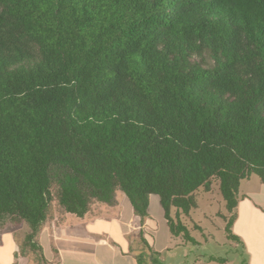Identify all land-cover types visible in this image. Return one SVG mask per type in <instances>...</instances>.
Listing matches in <instances>:
<instances>
[{
	"label": "trees",
	"instance_id": "16d2710c",
	"mask_svg": "<svg viewBox=\"0 0 264 264\" xmlns=\"http://www.w3.org/2000/svg\"><path fill=\"white\" fill-rule=\"evenodd\" d=\"M253 176L264 183V0H0V228L27 223L37 258L55 200L82 218L117 191L142 225L158 195L171 234L197 246L181 215L214 180L239 240ZM141 242L137 263L162 264Z\"/></svg>",
	"mask_w": 264,
	"mask_h": 264
},
{
	"label": "crops",
	"instance_id": "0c3cea01",
	"mask_svg": "<svg viewBox=\"0 0 264 264\" xmlns=\"http://www.w3.org/2000/svg\"><path fill=\"white\" fill-rule=\"evenodd\" d=\"M147 217L142 225L141 218L134 213L127 196L116 193V203L113 205L94 202L90 211L82 218L64 212L54 213L43 225L37 242L42 247L43 258L38 259L34 252L23 247V241L30 232L24 223V229H0V264H138L136 256L142 249L141 231L147 241L150 253L157 254L162 264H182L178 256L181 252L185 264H264V183L253 176L244 180L240 187L239 203L236 209V219L232 225V233L239 240L229 239L228 244L233 252V258L220 263L209 261L210 256L194 255L190 258L191 248H198L202 243L196 239L188 225V219L204 233L201 222H194L192 214L181 215L191 236L199 245H193L184 240L183 236H173L168 227L160 198L150 195ZM222 210L215 216L226 221L220 215L228 216L224 201H220ZM176 210H172L175 217ZM190 252V253H189Z\"/></svg>",
	"mask_w": 264,
	"mask_h": 264
},
{
	"label": "rangeland",
	"instance_id": "374dc122",
	"mask_svg": "<svg viewBox=\"0 0 264 264\" xmlns=\"http://www.w3.org/2000/svg\"><path fill=\"white\" fill-rule=\"evenodd\" d=\"M217 186L218 181L214 180L212 192L205 193L203 192L204 190H200L197 193V199L200 204V208L199 210H195L193 212L192 218L194 222H201L203 228L206 229V231L204 233H201L200 231L193 230L194 228L197 229L198 225L195 224L194 226L193 222L188 219L187 222L192 229V235L202 243V245L198 248H191L193 251L191 252V254H189L190 258H192L194 255L213 256L215 258L226 259L233 258L232 253L234 251H231V248L228 244L226 232L223 228V221L214 215L215 212H219L220 210H222V212L224 213V209L222 208L220 203L221 199L223 201V198ZM53 192L55 193V195H57L56 188L53 189ZM54 213H57V215H61L64 213L62 208L59 206L57 200H55L52 204L50 215L53 216ZM24 225V223H20L13 226L9 225L7 229H24ZM26 225L27 227H29L27 223ZM23 246L25 248L27 247L26 249L29 248L27 244L25 245V241H23ZM20 249L22 251V245L20 246ZM142 250L143 247L141 250H138V253L142 252ZM178 259L179 261L183 260L182 264H185L186 259H182L181 252L179 253Z\"/></svg>",
	"mask_w": 264,
	"mask_h": 264
}]
</instances>
